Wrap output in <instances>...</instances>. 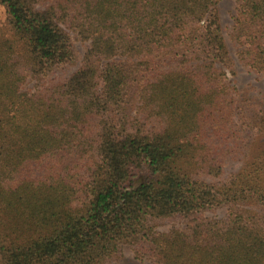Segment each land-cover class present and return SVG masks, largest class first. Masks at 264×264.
Listing matches in <instances>:
<instances>
[{
	"label": "trees",
	"instance_id": "trees-1",
	"mask_svg": "<svg viewBox=\"0 0 264 264\" xmlns=\"http://www.w3.org/2000/svg\"><path fill=\"white\" fill-rule=\"evenodd\" d=\"M220 1L0 0V264L127 245L146 264H264V99L229 80ZM236 2L238 58L264 73V0ZM72 33L83 63L24 89L76 63Z\"/></svg>",
	"mask_w": 264,
	"mask_h": 264
},
{
	"label": "rangeland",
	"instance_id": "rangeland-1",
	"mask_svg": "<svg viewBox=\"0 0 264 264\" xmlns=\"http://www.w3.org/2000/svg\"><path fill=\"white\" fill-rule=\"evenodd\" d=\"M0 30L6 31L7 36L9 30L6 23V11L5 8L0 5ZM219 13L221 18V24L223 28L224 36L227 40L228 46L231 50V55L235 60L234 73H229V80L239 89H246L253 97H259L264 99V73H257L239 60L237 51L238 45L231 39L230 33L232 31L234 18L237 14V2L236 0H221L219 3ZM73 45L76 54V63L74 65H66L57 68L49 76L42 80L28 79L24 89L29 92H34L38 87L42 88L44 85H54L59 82H64L68 77L83 63L84 55L89 47V42L81 40L76 34L72 33ZM135 113V111H133ZM227 209L222 208L216 212L207 213L211 217H225ZM173 225L172 222H165L158 225L161 230H168ZM147 260H140L135 256L133 247L125 246L124 255L118 260L110 261L107 264H146Z\"/></svg>",
	"mask_w": 264,
	"mask_h": 264
}]
</instances>
